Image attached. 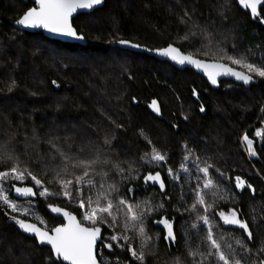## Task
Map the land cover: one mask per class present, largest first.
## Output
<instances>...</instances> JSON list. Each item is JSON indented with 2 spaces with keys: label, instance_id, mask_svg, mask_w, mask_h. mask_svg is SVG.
Instances as JSON below:
<instances>
[{
  "label": "snow or ice",
  "instance_id": "snow-or-ice-1",
  "mask_svg": "<svg viewBox=\"0 0 264 264\" xmlns=\"http://www.w3.org/2000/svg\"><path fill=\"white\" fill-rule=\"evenodd\" d=\"M103 2L34 0L15 24L82 41L86 39L84 30L74 26V14L95 10ZM180 3L183 11L176 15L185 31L179 40L193 47L185 50L169 43L155 49L144 47V51H153L176 65L191 66L202 72L213 86L218 85V77L234 78L244 86L264 81V46L241 51L237 39L232 37L229 48V35L220 34L222 38H218L208 24L199 22L196 6L189 11L184 0ZM235 5L264 25V0H232L214 7L217 15L227 21ZM211 23L215 24V20ZM109 42L131 49L142 48L139 43L115 36ZM116 54L127 55L119 50ZM9 80L7 91L12 92L18 84L13 77ZM51 85L60 87L56 79L51 80ZM29 95L40 93L32 90ZM192 95L199 99L195 88ZM132 99L135 103L136 98ZM149 107L156 116H162L156 99ZM199 111L206 112V106L201 104ZM260 113V126L253 134L255 139L247 133L240 137L249 158L259 159L264 153V106ZM101 114L113 127L101 121L100 134L86 140H78L75 133L49 134L41 139L35 128L31 137L25 133L21 140L18 131L3 129L6 138L0 139V213L27 234V238L34 239L36 245L46 248L44 264H148V257L158 252L161 236L170 250L177 246L181 230L184 251L172 256L171 264H264V236L253 231L258 220L256 207L249 213L250 224L239 206V199L246 193L250 199L255 198L256 187L252 182L235 175L234 188L230 180L225 184L229 179L226 171L188 140L182 142L180 159L174 165L170 163L171 153L158 146L143 129L138 130V136L145 147L125 154L131 159H121L115 141L116 130H125L124 125ZM181 115L188 120V114ZM171 127L177 129L179 125L173 123ZM201 141L206 143L204 137ZM42 143L47 145L46 151L40 148ZM256 175L264 180V170ZM141 185L143 198L139 197ZM169 185L176 193L175 203L168 192ZM150 188H158V193L148 194ZM222 201L232 206L225 211L219 207ZM41 202L47 213H41ZM169 206L180 214L179 221L168 214ZM48 213L56 219L62 217L51 228L45 219ZM149 221L160 226V230L150 231ZM178 223L180 229L176 227Z\"/></svg>",
  "mask_w": 264,
  "mask_h": 264
},
{
  "label": "trees",
  "instance_id": "trees-1",
  "mask_svg": "<svg viewBox=\"0 0 264 264\" xmlns=\"http://www.w3.org/2000/svg\"><path fill=\"white\" fill-rule=\"evenodd\" d=\"M231 2L184 0L189 11L196 6L199 22L208 24L218 38H222L220 34L230 36L229 48L232 37L237 39L241 51L256 45L264 46V25L238 5L233 7L227 21L217 15L215 5ZM32 5L31 0L26 3L0 0V114H3L0 116V139L6 138L3 129L18 131L19 139L23 140L25 133L32 136L33 128L41 139L56 133L61 136L75 133L78 140H86L89 136L95 138L100 134L101 121L113 127L101 114L103 112L124 125L125 130H116L118 138L115 141L121 150V159H131L125 154L136 153L145 147L138 136L140 129L171 153L170 163L174 165L180 159L182 142L188 140L226 171L229 179L224 181L225 184L230 180L234 188L235 175H241L255 185V198L250 199L246 193L239 199V206L250 224L249 213L253 206L256 207L258 220L253 231L264 236V218H260L264 214V180L256 175L264 170V153L259 159L249 158L240 139L245 133L255 139L253 134L260 126V108L264 106V81L248 87L223 81L213 89L190 70H177L145 54L111 47L113 43L109 41L115 36L149 49L166 47L169 43L191 49L192 45L179 40L185 31L176 15L183 11L180 0H106L101 9L73 19L77 30H84L85 45L64 44L49 40L41 33L15 29L12 23ZM229 30L233 31L230 33ZM117 50L127 55H117ZM34 51L36 55H33ZM259 55L257 51V57ZM129 75L133 78L129 79ZM10 77L18 84L12 92L7 91ZM52 79L58 81L59 88L51 85ZM193 88L198 91L199 99L192 95ZM32 90L40 95H29ZM153 99L161 106L162 116H156L149 107ZM201 104L206 106L204 113L199 111ZM182 112L188 114V120L183 119ZM4 116L8 119L4 120ZM173 123L179 127L173 129ZM40 148L46 151L47 145L42 143ZM19 150L23 152V145ZM154 192L158 193V188L148 190L150 195ZM168 192L175 203L176 193L170 185ZM144 196L141 185L139 197ZM231 206L228 201L219 205L225 211ZM40 210L47 213L43 202ZM168 214L180 220V214L171 206ZM45 219L48 228L60 222L50 213ZM149 224L150 231L160 230L151 221ZM176 227L180 229L179 223ZM183 251L182 230L177 246L170 250L161 236L158 252L148 257V264H171V257ZM46 255V248L38 247L34 239L21 235L0 213V261L3 264H27V261L44 264Z\"/></svg>",
  "mask_w": 264,
  "mask_h": 264
},
{
  "label": "water",
  "instance_id": "water-1",
  "mask_svg": "<svg viewBox=\"0 0 264 264\" xmlns=\"http://www.w3.org/2000/svg\"><path fill=\"white\" fill-rule=\"evenodd\" d=\"M22 2L26 3L27 0H21ZM106 0H104L103 4L100 5V6H97L95 10H90L88 12H85V11H81L80 14H74V17L73 19H75L77 16L81 15V14H91L92 12L98 10V9H101L104 5ZM31 2L33 3L34 0H31ZM12 26L17 29V30H20V31H23L25 33H41L45 38L49 39V40H53V41H58V42H61V43H64V44H78V45H85L86 44V41L85 40H82V41H79V40H73V39H69V38H64V37H59V36H54V35H51V34H48L46 32H44L43 30H39V29H23L21 26H17L15 24V21L12 23ZM111 47H116L120 50H123V51H128V52H132V53H138V54H145L147 55L148 57H151L157 61H160V62H166L168 63L169 65H171L172 67H174L175 69L177 70H190L192 72H194L196 75L200 76L208 85L210 88H217L220 84V82H223V81H226V82H231L235 85H238V86H244L242 83L240 82H236L234 80V78H231V77H218V85L217 86H213L208 80H207V77H205L203 75L202 72L192 68L191 66H188V65H176L174 64L173 62L167 60V58L165 57H160L159 55H157L155 52L153 51H144L142 47L141 49H131V48H127V47H124V46H121V45H118V44H111ZM244 87H248V86H244ZM52 217H53V214H50ZM59 219H62L59 218ZM11 222V221H10ZM13 223V222H12ZM14 224V223H13ZM15 226V224H14ZM160 227V226H159ZM15 228L19 231V233L25 237H27V234H24L22 233L16 226ZM40 247V246H38Z\"/></svg>",
  "mask_w": 264,
  "mask_h": 264
},
{
  "label": "rangeland",
  "instance_id": "rangeland-1",
  "mask_svg": "<svg viewBox=\"0 0 264 264\" xmlns=\"http://www.w3.org/2000/svg\"><path fill=\"white\" fill-rule=\"evenodd\" d=\"M241 143H242V142H241ZM245 155H247L246 152H245Z\"/></svg>",
  "mask_w": 264,
  "mask_h": 264
},
{
  "label": "flooded vegetation",
  "instance_id": "flooded-vegetation-1",
  "mask_svg": "<svg viewBox=\"0 0 264 264\" xmlns=\"http://www.w3.org/2000/svg\"><path fill=\"white\" fill-rule=\"evenodd\" d=\"M13 195H14V193H13Z\"/></svg>",
  "mask_w": 264,
  "mask_h": 264
}]
</instances>
